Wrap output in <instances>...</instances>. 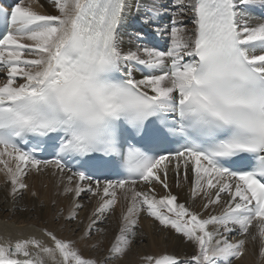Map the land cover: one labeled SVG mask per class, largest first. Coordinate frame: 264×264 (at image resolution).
<instances>
[{"label": "snow or ice", "instance_id": "obj_1", "mask_svg": "<svg viewBox=\"0 0 264 264\" xmlns=\"http://www.w3.org/2000/svg\"><path fill=\"white\" fill-rule=\"evenodd\" d=\"M49 3L55 14L15 4L0 34V171L12 194L28 187L26 170L70 173L61 180L72 197L65 220L76 219L83 193L99 197L83 239L118 203L119 189L127 207L101 264L128 255L142 214L197 251L190 260L145 254L140 264H232L246 244L233 235L258 237L264 257V23H248L257 8L264 14V0ZM142 8L141 23L167 37L166 50L146 46L139 31L135 50H123L121 29ZM32 140L55 158H37V145L25 151ZM66 160L94 172L122 169L124 178L93 181ZM173 164L185 181L191 172V198H205L204 210L227 194L218 215L204 218L171 192L157 198L152 185L167 190ZM42 236L0 240V264H98L76 242L47 229Z\"/></svg>", "mask_w": 264, "mask_h": 264}, {"label": "bare ground", "instance_id": "obj_2", "mask_svg": "<svg viewBox=\"0 0 264 264\" xmlns=\"http://www.w3.org/2000/svg\"><path fill=\"white\" fill-rule=\"evenodd\" d=\"M142 2L148 3L149 0H142ZM159 2L167 6L169 0H159ZM19 3L23 6H31L42 14H55V9L51 6L49 0H20ZM253 13H251L248 21L250 26L264 23V20ZM143 15L144 10L142 8L139 14L133 11L128 16L127 22L121 29L123 50L127 51L129 48L135 50L138 43L135 33L138 31H150L156 35L151 25L141 23L140 17ZM156 23L164 26L168 23V20L165 18L156 21ZM188 26L191 27L190 23ZM159 38L165 43L168 42L167 37ZM134 75L136 78H141L139 71L134 72ZM3 79H6V72L0 71V82ZM170 168L172 170L168 173L167 190L162 189L161 184H156L157 187L152 185L157 197L171 192V194L177 196L178 203L185 204L187 208L200 213L204 218H207L210 214L218 215L220 213L221 206L228 199L226 193L221 194V205H212L208 210H204L202 205L206 202L205 198L202 196H198L195 200L191 198V172L188 173V179L185 181L183 166H181L179 173L175 171L174 164L170 165ZM26 171L27 175L23 179L28 187L18 191L15 195L11 192V184L8 183L5 174L0 171V240H15L32 236L45 239L42 232L47 229L55 232L60 238L76 242V246L85 257L95 259L98 264H101L107 255L108 247L114 243L115 236L119 231L122 211L127 207V202L120 194V190L117 189L118 203L113 209L106 212L101 221L98 222V224H101L108 218L107 230L105 231L104 227L98 228L96 225L93 231L98 228L99 232L94 239H88L89 237L82 239L90 222L89 218L99 202V197L90 193H83L77 199L82 207L76 210L75 224H70L64 217L68 215L72 207V197L62 194L63 184L61 182L62 176L66 181L69 174L55 172L52 168L42 169L39 173L32 170ZM140 185H137L139 190L147 191V187L141 189ZM33 193H36V195L34 196ZM19 208H21V212L18 210ZM146 218L147 216L143 214L140 217L137 243L128 255L122 259L113 260L110 264H140L141 256L162 253L175 254L181 260H190L196 253L195 245L183 241L170 229L160 228L157 223L150 224V221ZM213 227L210 225L209 230H212ZM250 231L255 233L256 229L253 228ZM140 236H142V242L139 239ZM237 239H246L245 250L244 255L240 259H233L232 264H264V257L259 254L260 243L258 237L253 241L250 237L233 235L231 242H235ZM101 252H104V254L102 255Z\"/></svg>", "mask_w": 264, "mask_h": 264}, {"label": "rangeland", "instance_id": "obj_3", "mask_svg": "<svg viewBox=\"0 0 264 264\" xmlns=\"http://www.w3.org/2000/svg\"><path fill=\"white\" fill-rule=\"evenodd\" d=\"M20 212L22 211L21 210V208H19L18 209ZM110 216V215H109ZM148 221H150V224H155V223H157L158 224V222H155V221H153L151 218H149V217H147L146 218ZM76 220V219H75ZM75 220H73V221H71L70 222V224H75ZM108 218H106L101 224H97V226H98V228L100 227H104V230L106 231L107 230V228H108ZM159 225V224H158ZM160 226V225H159ZM98 228L97 229H95V231H92V233H91V235L89 236V238L88 239H94V237L96 236V234H98ZM160 228H161V226H160ZM103 233V232H102ZM105 234H106V232H105ZM103 235V234H102ZM104 236V235H103ZM101 254L103 255L104 254V252H101Z\"/></svg>", "mask_w": 264, "mask_h": 264}]
</instances>
